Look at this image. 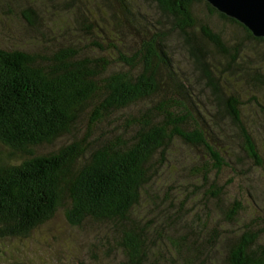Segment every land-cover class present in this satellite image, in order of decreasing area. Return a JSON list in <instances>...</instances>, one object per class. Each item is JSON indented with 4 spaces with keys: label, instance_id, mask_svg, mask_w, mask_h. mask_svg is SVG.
Wrapping results in <instances>:
<instances>
[{
    "label": "trees",
    "instance_id": "1",
    "mask_svg": "<svg viewBox=\"0 0 264 264\" xmlns=\"http://www.w3.org/2000/svg\"><path fill=\"white\" fill-rule=\"evenodd\" d=\"M114 1L123 21L134 31H118L119 36L113 33L112 38L107 31L104 41L89 43L87 51L95 50V55H87L73 45L45 57L0 49V239L25 237L60 212L66 224L75 228L111 223L123 257L120 264H147V243L152 235L161 239V230L154 226L149 229L150 221L142 223L131 215L151 186L153 157L164 159L173 140L202 148L207 161L193 164L191 169L193 176L199 177L200 186L210 184V176L225 163L208 145L201 129L186 128L189 116L192 121L190 94L172 77L165 31H148L125 0ZM148 1L160 16L169 19L171 31L181 38L187 58L212 93L216 112L238 129L245 158L258 167L256 146L240 122V102L221 90L206 63L212 53L203 49L210 45L233 65L239 47L230 50L206 24L197 27L192 7L202 4L208 15L236 26L251 41L264 45V39L253 37L240 23L204 0ZM35 16L31 9L21 12L29 27ZM77 26L92 29L90 23ZM127 36L137 39L128 52ZM220 74H224L223 67ZM167 80H172L174 87L165 85ZM106 122L120 124L125 137H103L96 132ZM208 188L205 200H217L222 188ZM151 205L157 209L155 203ZM239 209L237 203L233 204L223 213L224 220L232 222ZM172 210L179 212V207ZM169 216L173 213L161 214L162 219ZM198 230L204 232L202 238L207 245L222 238L215 228L208 230L202 223ZM260 232L244 227L232 236L224 244V264H264V247L256 243ZM165 241L170 248L167 255H175L180 261L165 256L161 263L194 264L192 254L198 252L194 243L188 245L182 236Z\"/></svg>",
    "mask_w": 264,
    "mask_h": 264
},
{
    "label": "rangeland",
    "instance_id": "2",
    "mask_svg": "<svg viewBox=\"0 0 264 264\" xmlns=\"http://www.w3.org/2000/svg\"><path fill=\"white\" fill-rule=\"evenodd\" d=\"M125 4L136 12V18L146 24L148 31H165V51L174 71L172 77L185 85L190 94L191 104L190 99L187 100L192 121L189 116L186 128L201 129L208 145L220 153L225 163L217 174L210 176V184L200 186L199 177L193 176L191 169L193 164L207 161L202 148L188 147L173 140L164 159L160 160L159 155L153 157L155 169L151 186L141 195V203L133 210L134 216L131 215L142 223L150 221L149 229L154 226L161 230V239L152 235L151 242L147 243V264L149 261V264H166L161 263L165 256L174 258L177 263L180 261L175 255H167L170 248L165 239L169 237L182 236L188 245L195 244L198 252L196 256L192 254L194 264H224V244L244 227L260 230L256 243L264 247V45L247 39L236 26L208 15L202 4L192 7L197 27L206 24L218 34L226 48L239 47L233 65L229 58L217 55L210 45L206 44L203 49L212 53L206 63L216 75L221 90L240 102L241 125L251 134L259 156L260 165L254 167L240 148L238 129L216 112L212 93L187 58L181 38L171 31L169 19L160 16L148 0H125ZM118 8L114 0H0V49L27 51L45 57L73 45L87 55H95L97 51H87L89 43H100L107 31L111 38L113 33L119 36L118 31L123 34L134 31L123 21ZM27 9L36 15L31 27L21 17V12ZM81 23H90L91 31L77 26ZM135 40V37L130 40L126 37V52L133 48ZM166 84L174 87L172 80H167ZM96 132L103 137L117 134L125 137L117 123L106 122ZM209 185L222 188L217 200H205L204 193ZM168 199L171 202H167ZM151 203H155L157 209ZM235 203L240 209L234 220L227 222L223 213ZM173 206L179 207V212H174ZM170 213L173 216L161 218V214ZM201 223L208 230L215 228L222 236L220 241L207 245L202 238L204 232L198 230ZM116 239L111 223H89L75 228L67 225L62 213L57 212L25 237L0 239V264H120L123 257L115 244Z\"/></svg>",
    "mask_w": 264,
    "mask_h": 264
},
{
    "label": "water",
    "instance_id": "3",
    "mask_svg": "<svg viewBox=\"0 0 264 264\" xmlns=\"http://www.w3.org/2000/svg\"><path fill=\"white\" fill-rule=\"evenodd\" d=\"M213 9L245 27L253 37L264 39V0H204Z\"/></svg>",
    "mask_w": 264,
    "mask_h": 264
}]
</instances>
